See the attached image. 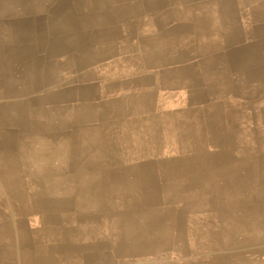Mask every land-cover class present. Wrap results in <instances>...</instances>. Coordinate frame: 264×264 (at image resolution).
<instances>
[{
  "label": "crops",
  "instance_id": "0c3cea01",
  "mask_svg": "<svg viewBox=\"0 0 264 264\" xmlns=\"http://www.w3.org/2000/svg\"><path fill=\"white\" fill-rule=\"evenodd\" d=\"M155 1L0 0V264H264V156L244 137L213 158L230 140L202 102L225 100L195 90V75L228 71L238 51L258 56L245 67L253 81L231 72L232 92L264 87V0ZM174 22L191 29L178 36ZM235 97L226 121L243 128ZM198 106L225 140L206 161L167 156ZM199 163L217 166L202 172L204 202ZM229 183L243 190L238 205L215 206V184Z\"/></svg>",
  "mask_w": 264,
  "mask_h": 264
},
{
  "label": "bare ground",
  "instance_id": "6f19581e",
  "mask_svg": "<svg viewBox=\"0 0 264 264\" xmlns=\"http://www.w3.org/2000/svg\"><path fill=\"white\" fill-rule=\"evenodd\" d=\"M159 0H156L155 3H157ZM162 2H160L159 4H161ZM157 6V5H155ZM262 7H264V2L262 4ZM151 8V7H150ZM152 9V8H151ZM228 9V14L229 15H232L235 13V10H234V6L233 4H230L228 5L227 7ZM264 11V10H263ZM253 14L255 12H252ZM168 17L169 18H172L173 14L172 13H167ZM178 16H175V17H179L181 19H183V15L182 13H178L177 14ZM256 16V15H255ZM258 17V16H256ZM195 19H197V17L195 16L194 17ZM173 21V20H172ZM171 23V22H170ZM169 23V24H170ZM175 25H179L181 26V30H178L175 34H177L178 36H181L183 34H185L186 32H188L189 30H186V29H191V27L189 26V23L187 24H178V23H175ZM225 27H226V24H225ZM200 28L203 30H205V33L209 32L212 30L213 28V24L210 23L208 20H205L202 22V26L200 25ZM166 30V36L163 38L164 41L168 44L170 42L173 43V41L171 39H174L178 44L179 41L181 40L179 37H176V38H173V35L171 36H168L169 34L173 33V32H169L167 29ZM172 31V30H171ZM212 35V34H210ZM204 36V35H203ZM206 37V36H205ZM181 44H182V41H181ZM174 45V44H173ZM250 48V47H249ZM251 49V48H250ZM250 49H247V50H250ZM188 51H184V52H181V53H178V54H172L171 52H167L166 53V58L168 60H170L171 62L175 61L176 59L177 60H186L187 59V54ZM244 55L245 58L242 56ZM255 55L256 57L258 56V54H254V53H251V52H246L244 54H239V51L238 52H232L231 54V61H230V64H231V68L229 67V70L227 71H212V70H209L208 72H204V73H201L199 75H195L197 81L200 83V84H204V85H207L208 86V90H207V93L211 96V95H214L215 97H222L223 96V99L222 100H225L223 101V104L224 106V109H219V112H222V110L226 113H228V116H225V118H229V122L230 123H234L231 119V115L232 113L230 112H233L235 110L234 106H236V103H237V98H232L230 99L229 98V92L231 91V88L232 86L230 85V80H231V72H240L239 74L236 73L234 75V78L236 77V75L238 76H242V78L240 79V82L241 83H247V82H251L254 80V76L255 75V72L254 74L250 71H245V69H250V68H245L247 66V63L249 62V60L251 59V57ZM262 59H264L263 55H261ZM247 58V59H246ZM246 61V62H245ZM243 65H245L244 67H242ZM105 74H104V77L109 81L112 80L113 78H115V73L113 72V70H111L109 67L105 68ZM186 72H192L190 69H188ZM262 74H264V69H262ZM236 80H238V78L236 77ZM172 87L174 88V90L176 91V93H179V90H178V85H172ZM246 88H248V86H246ZM246 90V89H245ZM232 94L240 97V100L244 97V94L240 93V92H236V91H233L231 92ZM244 93V92H243ZM206 92L204 93H199L198 95V99L200 97H202V95H205ZM207 94V95H208ZM245 96H246V92H245ZM217 100V99H215ZM67 102V101H66ZM223 104H220L219 102H215L214 105L216 107H221L223 106ZM117 107L118 109L121 108V103L117 102ZM196 111V116H192V118L190 119H186L185 118H181L179 121H177V129L179 128V142L181 141V150L182 151H185V152H188V153H192L194 157H196V155L198 154H201L202 152H204V154L202 155V159L204 161L207 160L208 158V154H206L205 152L207 151V149H210V145H211V142L212 141H217V142H220L222 140H225L223 138V135L221 133V130H215V131H212L210 129H208L206 126H203L202 123H201V119H203V116H201V113H203V109L201 107H197L194 109ZM206 110V108L204 107V111ZM242 110L243 112H239L240 114V118L238 116H235V119H241L243 116L245 117V122H244V125H243V128L240 127H235L233 129V131L231 133H229V138L230 139H234V140H237L239 139L240 141H243L244 140V137H246L245 139V142L247 143L245 145V150H247V147L254 144V138L257 134L256 131H249L248 129L252 126L250 125V122L256 117V113L252 112V114H250L249 110L247 111H244L245 108L242 107ZM193 112V110H192ZM247 112H249L247 115H245ZM230 126H233V124H231ZM157 132V130H156ZM167 133V132H166ZM174 135V134H173ZM228 136V134H226V137ZM160 137H162V134H160ZM252 139H248V138H251ZM254 137V138H253ZM226 139V140H230V139ZM172 137L170 136V133H167L165 135V138H164V142L165 144H168V143H171L169 141H171ZM217 148V146H216ZM249 148V147H248ZM145 150H142V152H144L145 154ZM149 151H147V155L149 157H154L156 156L154 154V151L155 150H150L148 149ZM157 151H161V148H159ZM227 156V153L224 152L223 150L221 149H214V152L212 151V157L215 158L216 160H221V159H224L226 158ZM232 157V156H230ZM230 159V158H229Z\"/></svg>",
  "mask_w": 264,
  "mask_h": 264
},
{
  "label": "rangeland",
  "instance_id": "374dc122",
  "mask_svg": "<svg viewBox=\"0 0 264 264\" xmlns=\"http://www.w3.org/2000/svg\"><path fill=\"white\" fill-rule=\"evenodd\" d=\"M223 56H225L224 54H222ZM224 64H221L220 66H223ZM255 87V86H254ZM185 88V87H184ZM246 89V90H245ZM195 90L198 92H206V90H208V88L206 89V86L204 85H199L197 87H195ZM234 91V89H233ZM232 92V90H231ZM242 92H244V97L240 100V102L243 104L245 110L247 111L249 110L250 114H252V112L256 113V118L253 120L252 122V126L248 129L249 131L253 132L254 127L257 128H261V131H256L257 134L254 138V144L256 143L258 144L255 152L261 156H264V87L261 88L260 92H258L257 90H252L250 89V86H248V88H246V86L243 87ZM245 92H246V96H245ZM213 100H206L203 101V105L205 107L208 108V110L205 112V116L207 119L212 120L214 119V125L215 126H219L224 130V133L228 134L229 137V133H231L230 131H233V128L235 127V125L230 126L231 124H229L226 120V118H224L223 114H221L219 112V109L213 108V110L209 109V105L212 103ZM217 101V100H216ZM215 101V102H216ZM220 102V101H217ZM239 103V102H238ZM242 106V107H243ZM249 112H247L245 115H247ZM228 114V113H227ZM234 114V113H232ZM240 115V114H239ZM225 123V124H224ZM240 127H242L240 125ZM226 136V135H225ZM230 139V138H229ZM233 139V138H232ZM230 139V142L227 143V145L224 143V145L222 143H218L216 144V146L218 145L219 147L214 148V149H221L224 152L227 153V155H229L230 153L235 152V150H233L230 147L231 142L235 141ZM248 139H252L248 138ZM229 140H226V142ZM258 147H261L260 152L258 150ZM170 154H167V156H175V157H189V153L185 152V151H181V150H177V151H172L169 152ZM202 155V154H201ZM200 155V156H201ZM211 155H209L210 157ZM212 162V161H211ZM188 166L182 165V167L184 168H190ZM194 167V166H193ZM198 188L202 191L201 193V201H205V197H204V188H205V181H202V179L205 177V175H202V172L205 174H209L211 176V169H216L217 166H212L211 164H198ZM216 177V176H215ZM187 178H189L187 176ZM194 177H192L193 179ZM190 186V182L188 184V187ZM243 190H241L238 185H231L230 183L225 185V188L221 187L219 184H215L214 190H213V194H214V204L215 206L219 205H229V204H234V205H238L239 203V199H241V196L239 195L240 192H242ZM249 190H246V193L248 194ZM252 196H246V201L249 202ZM264 198V196H262Z\"/></svg>",
  "mask_w": 264,
  "mask_h": 264
}]
</instances>
